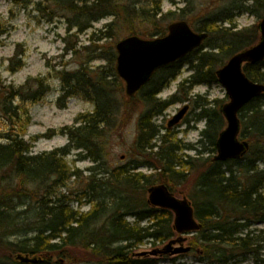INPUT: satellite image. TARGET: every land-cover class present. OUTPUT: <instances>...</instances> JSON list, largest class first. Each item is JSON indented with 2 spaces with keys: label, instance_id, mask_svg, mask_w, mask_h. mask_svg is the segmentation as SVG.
Segmentation results:
<instances>
[{
  "label": "trees",
  "instance_id": "16d2710c",
  "mask_svg": "<svg viewBox=\"0 0 264 264\" xmlns=\"http://www.w3.org/2000/svg\"><path fill=\"white\" fill-rule=\"evenodd\" d=\"M193 1L187 0L179 13L163 14L162 0H152V7L142 6V0H47L66 18L68 35L83 34L94 23L113 17L114 21L106 25L105 31H99L94 43L118 36L119 30L140 38L164 37L168 26L176 21H185L209 37L184 59L156 72L135 97L129 98L139 99L143 106L136 149L148 160L115 169L106 168L104 160L108 132L117 125L121 110L126 108L116 95V87H122L123 81L116 72L115 48L106 51L85 46L88 55L80 69L60 74L62 98L82 96L94 104L95 110L80 116L76 125L64 127L61 134L67 136L68 144L46 154L33 155L31 146L15 131L18 126L24 128L25 123L18 107L13 105L20 95L26 102L41 99L45 94L43 82L39 81L34 90L30 79L23 87L27 90L21 92L6 89L0 75L2 110L14 124V132L1 137V142L7 144L0 143V249L6 253L0 257V264H31L18 261L19 254L37 258L36 264H62L73 262L77 251L83 255L85 264H158L159 257L164 256H140L139 249L146 240L153 246L171 240L176 234L174 215L149 205L147 191L155 185H166L174 193L175 187L186 181L185 172L177 167L195 174L188 199L202 229L192 236L191 251L210 263L229 264L241 256H259L264 250L262 237L254 229L264 224V94L240 111V138L248 141L250 148L239 160L221 162L215 160L216 155L205 157V145L211 146L212 153L217 152V141L224 130L225 120L218 105L208 109V103L197 102L201 110L198 118L205 119L207 127L200 141L205 149L202 152L195 147L190 149L197 153L196 157L177 156L178 149L169 131L162 137L152 123L154 117L161 116L171 105L189 100L178 95L165 101L157 99L185 65H190L195 74L181 89L185 84L190 90L201 84L219 83L217 71L260 41L258 26L238 29L235 18L249 13L263 19L264 0H227L226 6L204 15L196 23L189 20L187 12L198 9L192 5ZM164 22L167 26L162 28ZM3 28L0 22V34L5 32ZM94 36L93 33L90 40ZM77 47L67 43L66 54H79L83 48ZM18 57L16 54L14 60ZM96 60H106L107 65L91 67ZM16 63L22 65L21 60ZM11 71H15L14 67ZM244 73L250 81L264 85V61L246 64ZM157 138L161 141L159 147L152 143ZM156 148L159 149L154 152ZM74 150L80 155L85 153L84 157L95 163L76 199L90 204L87 213L72 207L70 193H61L71 179L80 178L67 162ZM143 164H150L156 173H141ZM15 206L25 209L15 212ZM143 222L147 226L142 227Z\"/></svg>",
  "mask_w": 264,
  "mask_h": 264
},
{
  "label": "rangeland",
  "instance_id": "374dc122",
  "mask_svg": "<svg viewBox=\"0 0 264 264\" xmlns=\"http://www.w3.org/2000/svg\"><path fill=\"white\" fill-rule=\"evenodd\" d=\"M151 1L152 0H142L141 5L152 7ZM186 1L187 0H162V13H179V9L186 7ZM38 3H40V5ZM227 3V0H194L192 5L195 4V6H198V9L193 13L187 10L189 20L196 23L199 18L216 11L218 8L226 6ZM191 7L189 6L190 9ZM192 9L194 11L193 7ZM260 20L261 19L256 18L252 14L243 13L236 16L235 25L238 29H244L258 26ZM113 21V17H107L94 23L92 28L83 34L68 35L66 18L62 16L61 11L50 6L47 0H0V22L5 31L0 34V75L5 88L24 92L27 88L23 87L30 79L32 81L31 87L34 90L38 88L39 81L43 82L45 87L44 96L37 101L26 102L20 95L13 102V105L18 107V112L21 113V117L25 123L24 128L18 126L15 131L20 133L24 140L31 146V153L33 155L46 154L67 145L69 140L66 135L61 134L62 129L64 127L76 125V120L80 116L92 113L95 110L94 104L87 101L82 96H73L64 100L62 98V84L59 76L65 71L74 72L80 69V65L86 61L88 55V50L84 49L85 46L91 45L93 49L101 47V49H105L106 51L115 48L116 51V44L120 40L130 36L123 30H119L120 32H117L118 36L116 37H107L101 41L93 42V40L99 38V31H105L106 25ZM161 26L164 28V26H167V23L164 22ZM117 29H119V27H117ZM93 33L95 36L90 40ZM141 38L148 39L144 37ZM67 43H69V46L77 44V48L82 47L83 50L77 55L66 54L65 48ZM16 54L19 55L18 60H14ZM12 60H14V62H12ZM20 60L22 61V65L16 63ZM106 65V60H96L90 64L93 68L105 67ZM12 67L15 69L13 72L11 71ZM194 74V69L190 65H185L177 78L157 96V99L160 101L170 100L175 95H178L180 99L187 98L189 100L171 105L161 116L152 119V123L156 124L159 128L162 137L169 131L168 133L170 134L172 142L177 146L178 151L176 155L179 157H196L197 153L190 150L192 147H195V149L201 152L207 148L205 157L217 155V152H211L210 145L209 147L205 145V148L200 145L202 139L201 133L206 129L207 121L198 118L201 110L197 107V102H200V104L208 103V109H213L217 105V107L221 109L223 105L229 102L227 93L220 83L212 85L201 84L190 90L188 89V84H185L183 89H181V85ZM159 78L160 74L156 78V81ZM116 95L122 98V102L126 108L121 110L117 125L109 130L106 138L108 144L105 147L104 160L107 163V165H105L106 168L109 169L148 160L138 153L136 149V143L140 134L139 123L143 113V106L140 104L141 101H139V99L130 101L126 95V84L124 81L122 87H116ZM1 98L0 143L6 145V141L1 142V137L9 131H13L14 124L13 120L8 119L3 112ZM221 100H224L222 104H220ZM186 105L190 108L184 119L178 125L169 128V122L173 120ZM226 126L227 121L225 120L223 129H225ZM161 136L159 138H161ZM159 138L152 142L158 147L161 146ZM158 149L159 148H156L153 151L156 152ZM82 155L79 154V151L74 150L72 155L67 158L68 166L71 171H78L80 178L71 179L67 183V188H63L61 193H70L72 207L80 213H87L91 208L90 204L85 202V200L78 202L76 199L78 195H80L79 192L84 186V181H86L90 174L89 169H91L95 163L89 158H85V153H82ZM150 159L154 161L152 157H150ZM143 165L144 166L139 170L141 173L146 175L156 173V171L150 167V164ZM176 169L185 172L186 181L175 187L174 194L181 199L184 197L188 198V194L193 187L195 174H187V170L179 169V167ZM24 209L23 206H15V212H20ZM129 221L133 223L134 219L129 218ZM147 224V222H143L141 226L145 227ZM254 229L257 230L255 234L262 237L261 243L264 245V232H259L264 231V224L256 225ZM193 235H185V237L188 238L185 247H191ZM178 237L179 234L176 233L172 239H177ZM148 241L149 240H146V243L140 247L139 253L151 252L154 249H163L170 240L164 243H158L156 246H153L151 242ZM5 254L4 250L0 249V257ZM75 254H77V257L73 262L65 261L62 264H85L82 263L83 255L78 251L75 252ZM158 264L213 263L202 258L200 254L191 251L176 256L159 257ZM229 264H264V250L259 256L254 254L252 256H241L236 262H231Z\"/></svg>",
  "mask_w": 264,
  "mask_h": 264
},
{
  "label": "water",
  "instance_id": "95a60500",
  "mask_svg": "<svg viewBox=\"0 0 264 264\" xmlns=\"http://www.w3.org/2000/svg\"><path fill=\"white\" fill-rule=\"evenodd\" d=\"M260 42L232 57L229 62L217 71L221 86L225 89L229 102L222 107V113L227 121V127L221 132L217 141L215 160L226 162L241 159L249 150L247 141H240L241 121L240 111L252 100L264 94V85L250 81L244 71L245 64H256L264 61V19L259 24ZM208 38V33L194 31L185 21L174 22L168 26V34L156 39H143L129 36L116 44V71L126 84V95L134 97L145 87L153 75L185 58L199 48ZM189 106H185L168 124V127L178 125L186 116ZM148 203L152 207L169 210L174 214L173 228L179 234L163 249L143 252L140 256L152 255L176 256L191 251L185 247L188 238L185 235L194 234L202 229L195 218V211L187 197L178 198L166 185H155L148 188ZM21 262L36 264L37 258L17 255Z\"/></svg>",
  "mask_w": 264,
  "mask_h": 264
}]
</instances>
